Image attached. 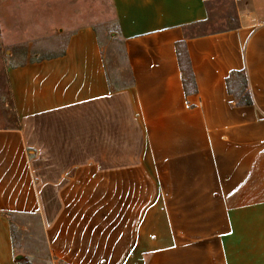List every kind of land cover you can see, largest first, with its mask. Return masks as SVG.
I'll return each instance as SVG.
<instances>
[{
	"label": "crops",
	"instance_id": "obj_1",
	"mask_svg": "<svg viewBox=\"0 0 264 264\" xmlns=\"http://www.w3.org/2000/svg\"><path fill=\"white\" fill-rule=\"evenodd\" d=\"M214 1L107 0L129 75L119 87L96 30L102 6L91 18L87 4L0 0L4 44L71 23L62 54L7 68L18 120L0 127V211L37 214L52 260L264 264V0H232V25L191 33ZM234 70L251 105L228 92ZM16 255L0 214V264H28Z\"/></svg>",
	"mask_w": 264,
	"mask_h": 264
},
{
	"label": "rangeland",
	"instance_id": "obj_2",
	"mask_svg": "<svg viewBox=\"0 0 264 264\" xmlns=\"http://www.w3.org/2000/svg\"><path fill=\"white\" fill-rule=\"evenodd\" d=\"M61 3L64 0H60ZM68 5L78 7L87 4V17L93 18L95 5L102 6L100 17L104 21L95 23L100 42L103 47L104 59L108 76L114 86H123L129 82V75L122 53L121 40L115 37V24L107 10V0H65ZM78 8L73 10L74 14ZM87 13V14H88ZM100 14V13H99ZM76 15L78 13L76 12ZM234 22V3L232 0H216L208 6V16L204 21L191 28V32L205 33L226 28ZM56 30L47 37H39L17 43L4 44L0 42V127L16 125L17 118L12 113L10 94L7 85V68L15 63L25 60H34L48 57L59 52L69 32L67 21H57ZM58 27H62L57 31ZM27 43V46H16ZM42 134L39 135L41 137ZM30 140H28L29 143ZM30 147V146H29ZM43 157L46 149H40ZM12 234L15 251L21 254L31 264H62L52 260L48 253L46 240L40 217L37 214H14L12 221Z\"/></svg>",
	"mask_w": 264,
	"mask_h": 264
},
{
	"label": "trees",
	"instance_id": "obj_3",
	"mask_svg": "<svg viewBox=\"0 0 264 264\" xmlns=\"http://www.w3.org/2000/svg\"><path fill=\"white\" fill-rule=\"evenodd\" d=\"M201 22H198L195 25H198ZM191 33H194V32H191ZM64 44H65V41L61 47V50L59 52L52 54L51 56L62 54L64 52ZM16 46H27V43H21ZM176 51H177V57H178L180 70L182 73V81L184 85V90L186 93H193L196 91V84H195L194 75H193V72L190 66L189 57L186 51L184 40L176 43ZM43 58L45 57L38 58V59H43ZM226 84H227L228 92L234 97L236 104L241 105V106L252 104V98H251V94L248 88L245 70L232 71V73L226 80ZM0 214L6 217L10 225H12V221L14 217L13 213L8 212V211H0ZM14 252L15 254H18L15 251V246H14ZM17 261L31 264L25 258L17 259Z\"/></svg>",
	"mask_w": 264,
	"mask_h": 264
},
{
	"label": "water",
	"instance_id": "obj_4",
	"mask_svg": "<svg viewBox=\"0 0 264 264\" xmlns=\"http://www.w3.org/2000/svg\"><path fill=\"white\" fill-rule=\"evenodd\" d=\"M23 256L21 255V254H17L16 256H15V258L16 259H20V258H22Z\"/></svg>",
	"mask_w": 264,
	"mask_h": 264
}]
</instances>
